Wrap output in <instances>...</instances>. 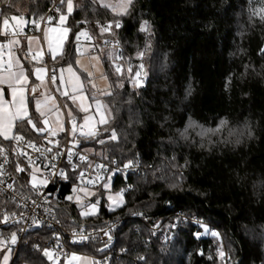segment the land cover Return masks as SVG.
Listing matches in <instances>:
<instances>
[{
	"label": "trees",
	"instance_id": "trees-1",
	"mask_svg": "<svg viewBox=\"0 0 264 264\" xmlns=\"http://www.w3.org/2000/svg\"><path fill=\"white\" fill-rule=\"evenodd\" d=\"M251 1L133 0L132 14L123 17L92 0L75 3L67 22L71 32L87 29L95 39L117 38L120 48L113 55L123 54V68L135 71L142 63L145 73L143 87L123 81L124 88L104 97L120 140L100 145L81 139L83 148L107 161L137 162L111 177L112 190L131 186L124 191V206L107 211L98 185L92 199H102L100 214L83 217L66 199L76 175L68 173L59 183L56 213L65 230L121 218L107 250L108 264H221L218 241L231 264H264V20L249 12ZM51 3L0 0V8L3 15L31 19L43 16ZM113 19L122 23L116 35L101 34L100 25ZM145 20L149 33L139 30ZM67 40L74 45L73 36ZM107 50L96 51L110 86L118 81ZM63 53L64 60L52 65H74V49L65 44ZM221 121L235 134L214 132L211 140H200L194 130L187 140L177 135L189 122L216 128ZM25 138L42 139L34 133ZM196 220L219 237L195 238L202 231ZM152 225L158 226L156 236ZM0 231L8 236L15 227ZM52 240L45 226L28 230L11 264H49L42 250ZM99 248L96 243L73 246L84 254L104 253ZM201 250L204 255H198Z\"/></svg>",
	"mask_w": 264,
	"mask_h": 264
},
{
	"label": "snow or ice",
	"instance_id": "snow-or-ice-1",
	"mask_svg": "<svg viewBox=\"0 0 264 264\" xmlns=\"http://www.w3.org/2000/svg\"><path fill=\"white\" fill-rule=\"evenodd\" d=\"M93 3H100L101 0H92ZM132 5L133 0H119L116 4L111 3H101V6L104 8H110L117 17H123L132 14ZM76 6L73 3V0H56V6L53 7L52 11L55 15H49L47 17L36 15L35 18L26 19L21 15H12L10 18H3L2 20V29H0V37L7 39L9 35L13 37L23 36L29 43L32 40L39 39L35 36H24V29L26 25H30L34 29L42 32V38L48 43V51L51 54V59L55 64H59L64 60V53L61 50L60 53H57L55 48L63 49L65 44H68L70 47L74 49V52H80L81 47V37L85 38L87 41H91L92 37L90 36L87 29H83L77 32H71V30L67 27V22L69 17L75 11ZM3 14L0 13V16ZM253 16H258L261 20H264V7L260 8L258 11H252ZM11 21V23H10ZM87 23V21H82L81 24ZM55 25L50 27H44L43 25ZM122 27V23L120 19H113L112 21L101 24L99 31L101 34H111L115 36L116 33L114 29H120ZM140 31L149 33L150 25L147 20H145L141 26ZM49 33L56 34L55 36V47L53 39L49 38ZM71 35L75 39V44H71L70 41L67 40V37ZM108 44V41L104 42ZM13 45L17 47L20 46L19 39H9L7 44H0V70L6 72L7 75H0V138L2 140H7L9 142L16 141L17 149H15V154L17 157H22L27 159L29 166L21 167V161H10L8 159L9 150L0 146V192L13 191L15 192V185L18 183V180L21 178L19 175L13 176L7 171V165L10 163L13 166V172L15 174H26L29 177L28 186L29 190L35 192L38 196H42L45 200H47V195L41 193L39 191L40 187H46L48 184L47 179H39L37 173L41 172V168L36 165V160L32 157L31 154L24 151L23 147L32 148L34 152H41V149L36 146L31 140H26L25 137L28 133L37 134L38 137L43 138L48 147L44 149V152L50 154L45 157L48 163L44 166V170L48 171L49 176L58 175L65 179L68 178V174L63 171L53 172L49 169H55L56 160L64 157L69 163H71L72 157H76L77 159L84 161V168L81 169L79 164L72 166V175H79V179L81 181H85L87 176V172L89 169L92 171H98L103 169L106 173H111L112 175L126 173L129 169H132L136 166L137 162L133 160H129L127 164H124L123 167H120V164H117L115 161H108L106 164H96L93 166L92 162L89 160L88 155L83 153L81 139L84 141H93L100 145L118 142L120 137L117 134L115 128H112L115 117L112 115V110L108 106V104L102 103L101 99L98 98L97 95H93L92 91L96 90V86L92 83L93 73L88 72L85 68L84 71L86 73L85 79L87 80V86L81 81L80 75H77V72L74 71L71 64L68 65L66 69L60 68L59 75L57 74V70L53 69L49 76V80L52 84H56L59 81L60 85L64 88H71V92L62 91L61 95L64 97H68L73 103L79 99V111L84 113L82 117V123L79 122L75 116L72 114L71 109H67L65 106V110L67 111V120L68 127H64L61 123V126L58 130H54L49 128L48 125L50 123L49 117L54 115L57 121L60 120L61 108L54 102V97L49 94H43L40 91V86L32 87L27 89V82L29 80V76L33 75L31 69L28 70L27 74L25 73L24 66L20 64V59L14 56L12 51ZM119 46V41H117V47ZM97 51H100L98 45H93ZM7 49L8 59H4V50ZM23 51V49H20ZM261 52L264 53V49H261ZM82 54V53H81ZM139 58L144 56V52L141 51L138 54ZM123 54L120 56L113 55L112 63L114 66V74L117 78V83L114 85H110L106 90H96L100 92L101 96L104 97H113L115 89H122L125 87L126 81L132 85L134 89H139L143 87L144 76L143 72V64H139L137 70H133V68L128 67L126 70L123 68L121 64ZM29 57L31 61H37L42 59L41 53H33L32 49L29 47L28 51L25 52L22 59L24 61H29ZM101 56H95L94 59L99 62L101 60ZM75 64H80L79 60L74 61ZM14 67L17 70H13ZM46 70L42 67H38L35 69V76L38 80H43L44 73ZM67 72V76L64 75V72ZM105 79L108 77L105 76ZM6 86V87H5ZM10 90V92H9ZM57 91H61L60 88H57ZM88 93L91 96V103L87 105L84 103V93ZM79 94V95H78ZM10 95L11 99H6V96ZM38 96L40 98H38ZM131 103V101H129ZM7 105V107H5ZM94 106V107H93ZM30 107H33L34 110L30 112ZM35 117V118H34ZM167 120V117L164 118ZM95 121L93 124L92 122ZM227 124V121H221L220 127L214 128L216 133H220L224 126ZM199 127L195 124V122H189L187 127L178 130L177 135L187 140L189 136V132ZM87 129V130H85ZM103 129V132H101ZM213 129H205L200 127L198 135L201 138L207 137ZM20 133V134H18ZM61 133L67 137V143L69 147L61 149L59 140L56 139L58 135ZM104 133H107L106 138H101ZM79 137V139H78ZM43 155V153H41ZM111 164L113 167L110 168L108 165ZM11 176L12 182L9 183L5 177ZM111 176H100L96 175L95 179H87L86 183L88 185L96 186L99 183V186L107 191L110 188ZM24 187V185H21ZM175 187V185H173ZM78 191L83 192L85 196L88 195L87 189L85 187H78ZM124 191H127L125 189ZM92 195H98L93 193ZM30 199V198H29ZM68 201H73L72 196H68L66 198ZM107 200V204L104 206L107 211L115 212L118 208L123 207L126 201L123 199V192L118 194L116 198L111 195L104 197ZM10 201L14 204L15 207H26V205H21L16 203V195L10 197ZM35 204V201H31ZM75 203L79 204L81 208H87L86 211H81L80 215L83 217L89 216H97L100 214L101 200L97 198L95 202H89L85 204L77 197ZM142 215V214H139ZM0 225H7L10 223H20L25 217L23 213L17 215L14 212H0ZM33 225L39 227V223L36 220L32 221ZM195 224L198 225L202 231H198L194 234L195 238H200L204 235H210L213 238H218L219 233L211 230L209 227H206L205 224L200 220H196ZM20 231H24V229H20ZM98 232L103 233L107 240L104 242V247L99 248L100 252H107L110 247V241L112 240V234L110 230L99 229ZM79 235V239H76V236ZM98 239L99 236H88L83 234L73 233V243H82L84 241L90 239ZM60 237L57 236V242H59ZM18 236L16 232H12L10 235L5 236L2 231H0V264H10L12 259L13 246L17 244ZM39 247V246H38ZM58 249L62 251V245L58 243ZM42 255L47 258L48 261H51L52 264H60V251L57 250H49L43 249ZM65 257V264H77V262H81L82 264H88L87 258H81L76 254L69 255L68 253H63ZM198 255H204L203 250H201ZM217 258L221 260V264H225V261H229L230 258L226 256L223 251L222 245L219 244L218 241V251ZM211 259V257H209ZM91 264H101L100 261H92ZM104 264H108V261L105 260Z\"/></svg>",
	"mask_w": 264,
	"mask_h": 264
},
{
	"label": "built area",
	"instance_id": "built-area-1",
	"mask_svg": "<svg viewBox=\"0 0 264 264\" xmlns=\"http://www.w3.org/2000/svg\"><path fill=\"white\" fill-rule=\"evenodd\" d=\"M54 6H56V0H52L50 7L48 8V10L45 12L43 16L47 17L49 15H54V12L52 11ZM24 35H25V31H24ZM8 37H11V35H9ZM105 41H108V44H105L104 43ZM117 41H118L117 38L107 37L105 39H101V40L98 39L94 41V45H98L99 48H102V49L118 50L120 48V44L117 47ZM81 42H83V38H81ZM118 56H120V54H118ZM49 76H50V71H48V75H47V79L50 82ZM65 117H66V122H67L68 121L67 116ZM68 126L69 125L67 124L66 128ZM56 139L59 140L62 150L66 147H69L67 143V137L65 136L61 137L60 135H58ZM32 142L35 143L36 146L41 149V152H34L32 148L23 147V146L21 147L23 148L24 151L32 155V157L36 160V165L41 168V172L37 173L38 180L39 179L48 180L47 186L46 187L42 186L39 189L41 193L47 195V200H45L42 196H38L35 192H32L29 190V186H28L29 177L26 174H15L13 172V166L11 163L6 166L7 171L10 174H12L13 176L19 175L21 178L18 180V183H16L15 185V192L11 190L6 191V192H0V212H14V213H17V215H19L20 213H23L25 217L23 220L20 221V223H10L7 225H0V230H2L4 227H7V226L15 227L14 232L17 233L18 241H17V244L13 246V256L16 253V250L18 248V245H19V242L22 236H24L28 230L36 227L32 223L33 220H36L40 226H45L46 228H49L53 232L52 242L44 249L60 251V264H65V257L63 253H68L69 255L82 254L81 252L74 250L73 246L96 243L100 245V248H103L104 242L107 240V237H105L103 233L98 232L99 229H105V230L111 231L112 240L109 242L111 245L114 241V232L121 225V222H122L121 218L106 219L99 225H83V224L77 225L69 230H65L64 228L61 227L59 218L56 213V200L59 195V185H60L59 183L61 181L63 182L67 181L68 178L65 179L58 175L49 176L48 171L44 170V166L48 163L45 157L50 155L44 152V149L48 147L49 145H47L46 141L43 138L41 139L40 142H35V141H32ZM0 146L9 150L8 159L10 161H13V160L21 161L22 160L23 162L20 164L21 167H24V166L31 167V165H28L27 159L16 156L15 151H14L15 149H17L16 141L9 142L7 140L0 139ZM78 150H82L83 153L88 155V158L92 162L93 166L96 164H106L108 162L106 159L100 158L90 152H87L86 150L83 149V147L82 149H78ZM41 153H43V155ZM55 164H56L55 169H49L50 171H53V172L63 171L66 174H68V173H72L73 165L79 164L81 166V169H83L85 162L77 159L76 157H72L71 163H69V161L66 158L61 157L56 160ZM108 166L110 168L113 167L111 164H109ZM150 166L151 165H149V167ZM120 167L122 168L123 166H120ZM96 175H100L104 177H107L109 175L111 177L114 176L111 173H106L103 169H100L98 171H92L91 169H89L87 172L85 181H81L79 179V175L76 174L77 182L80 185L85 186L87 188L95 189L99 185V183L96 186H92V185H88L86 183V180L95 179ZM5 179L8 180L9 183L12 182L11 176L5 177ZM21 185H24V187H21ZM127 189H131V186H128ZM118 192L119 194L121 192H123L124 194V189H121ZM13 195H16V203H19L21 205H26V207L24 206L15 207L14 204L10 201V197ZM31 201H35L36 203L33 204ZM20 229H24V231H20ZM151 230L154 232V236H156L159 232L158 226L156 225H152ZM74 232L77 234H83V235H88V236H99V238L90 239L82 243H73L72 240H73ZM57 236L60 237L59 242H57ZM76 239H79V235L76 236ZM58 243L62 245V251L58 249ZM88 256L91 259V261H100L101 264H104L105 260L108 261L110 259L111 253L110 251H107L101 254H88ZM49 263L52 264L51 261H49Z\"/></svg>",
	"mask_w": 264,
	"mask_h": 264
},
{
	"label": "rangeland",
	"instance_id": "rangeland-1",
	"mask_svg": "<svg viewBox=\"0 0 264 264\" xmlns=\"http://www.w3.org/2000/svg\"><path fill=\"white\" fill-rule=\"evenodd\" d=\"M78 0H73V3L75 4L76 2H77ZM119 2V0H101V2L99 3V4H101V3H111V4H116V3H118ZM251 3L253 4V5H251L248 9H249V12H251L252 13V11L255 9V10H259L260 8H262V7H264V0H253V1H251ZM110 9V8H109ZM111 10V9H110ZM112 11V10H111ZM258 17V16H257ZM259 18V17H258ZM81 30H83V29H81ZM88 31V30H87ZM89 32V31H88ZM90 34V33H89ZM91 36V35H90ZM92 37V36H91ZM81 38H83V37H81ZM96 40H98V39H95V38H93L92 37V40L91 41H89V42H87L86 40H85V38H83V43H81V47H80V52H76V55H75V60H79L80 61V64H75L74 63V65H72V67H73V69H74V71H76L77 72V75H80V77H81V71H83L84 73H85V71H84V69L86 68L87 69V71L88 72H92L93 73V77L91 78L92 79V83H94L95 84V86H96V90H106V89H108L109 88V85H108V80L107 79H105L104 77H105V75H104V71H103V66H102V61L100 60L99 62H97L95 59H94V57L95 56H100V54L95 50V51H92V49H93V45H94V41H96ZM103 49L102 48H100V51H102ZM82 53V54H81ZM69 65V64H68ZM68 65H63V66H56V67H53V69H56L57 70V74L59 75V69L60 68H63V69H66L67 67H68ZM52 69V70H53ZM81 70V71H80ZM64 75L65 76H67L68 74H67V72L65 71L64 72ZM85 75H86V73H85ZM81 81L85 84V86H87V80L86 79H82L81 78ZM144 83V82H143ZM60 86V89H61V91H57V88H59V86ZM96 90H93L92 91V94L93 95H97L98 96V98H100L101 99V101H102V103H105V104H107V102H106V100H105V98H104V96H101L100 95V92L99 91H96ZM62 91H69V92H71V88L69 87V88H64L63 86H61L60 85V83L58 84V81H57V83L56 84H52L51 82H49V81H46V82H44V86H43V88H42V93L43 94H49V95H51L52 97H54V102L57 104V105H59L60 106V108H61V115H60V120L59 121H57L56 119H55V116L54 115H52V116H50V119L51 120H53L54 122H55V127H60L61 126V123L63 124V126L64 127H66V125L68 124V121L66 122V117H65V115L67 116V111L65 110V106H67V109H70L69 107H68V105H69V103H70V105H72L77 111H78V113L76 114V113H74V112H72V114H73V116H75V117H79V122H83L82 121V117H83V115H84V113H82V112H80L79 111V104H80V101H79V99L76 101V103H73L68 97H64L63 95H61V92ZM79 95V94H78ZM84 97H85V99H84V103L87 105L88 103H91V96L90 95H88V93L86 92V93H84ZM109 106V105H108ZM94 107V106H93ZM78 115V116H77ZM93 124L95 123V121H93L92 122ZM197 125V124H196ZM198 126L199 127H197L196 129H194V131H196L197 132V135H198V132H199V130H200V127H203V128H205V129H213V131L212 132H210V134L207 136V137H204V138H201L199 135V137H200V140H211L212 139V137H213V135H214V128H206L205 126H201L200 124H198ZM218 127H220V125H218L216 128H218ZM85 130H87V129H85ZM225 133V135H231V134H235V131H233V129H231V127L229 126V124L227 123L225 126H224V129L219 133V134H221V133ZM84 150H86L87 152H90V153H92L93 152V149L91 148V147H87V146H85L84 148H83ZM111 179H110V181H109V183H110V188H109V190H107V191H105L104 190V197H107L108 195H111V196H113L114 198H116L117 196H118V194H119V192L118 191H116V190H112L111 189ZM78 187H85V186H82V185H80L78 182H76V183H74V184H72V186H71V190H70V192H69V194H68V196H72L73 197V201L72 202H74L75 203V201H76V199H77V197H79L80 198V200L82 201V202H84L85 204H87V203H89V202H95V200L97 199V198H99L100 200H102L100 197H96V199H92V197L94 196V195H92L93 193H95L96 192V189H90V188H87V187H85L86 189H87V192H88V195L87 196H85V194L83 193V192H80V191H78ZM67 196V197H68ZM103 197V198H104ZM104 202H105V204H107V200L106 199H104ZM76 204V206L78 207V209H79V213H81V211H86V210H88L87 208H81L80 207V205L79 204H77V203H75ZM224 252H225V254H226V256L227 257H229L230 258V264H231V257H230V255H229V253L224 249ZM79 256V255H78ZM13 252H12V259H13ZM81 258H87V260H88V264H91V259L89 258V256H87V255H85V254H82L81 256H80ZM12 259H11V261H10V264L12 263ZM79 264H82V261L81 262H78ZM225 264H229V261H225Z\"/></svg>",
	"mask_w": 264,
	"mask_h": 264
},
{
	"label": "crops",
	"instance_id": "crops-1",
	"mask_svg": "<svg viewBox=\"0 0 264 264\" xmlns=\"http://www.w3.org/2000/svg\"><path fill=\"white\" fill-rule=\"evenodd\" d=\"M75 5V4H74ZM0 13H1V8H0ZM12 15H10V16H6V15H2V16H0V29H2V27H3V25H2V20H3V18H5V17H7V18H10ZM10 23H11V21H10ZM44 27H50V26H55L54 24L53 25H43ZM68 27V26H67ZM69 28V27H68ZM70 29V28H69ZM24 31H25V35L24 36H35V37H38L39 39H36V40H32L30 43H29V41L28 40H26L23 36H18V37H13V36H11V37H7V39H5V38H3V37H0V44H7V42H8V40L9 39H19L20 40V46L19 47H17L16 45H13V48H12V51H13V53H14V56L15 57H17V58H21L20 59V64H22L23 66H24V70H25V73L27 74V68H28V66H29V68L32 70V72H33V75H32V78H33V80H34V83H31V79H30V76H29V80H28V82H27V89H26V94H27V91H28V89H30V88H32V87H37V86H40V91H41V93H42V88H43V86H44V82H46V81H48V79H47V75H48V71H50V74H51V71H52V69H53V67H56L55 65H52L53 64V61H52V59H51V54L49 53V51H48V43H47V41L46 40H44L43 38H42V36H43V34H42V32H40V31H38V30H36V29H34L33 27H31L30 25L28 26V25H26L25 26V29H24ZM55 36H56V34H54V33H49V38L50 39H53V41H54V47H55ZM68 38V37H67ZM81 43H83V42H81ZM74 44H75V40H74ZM31 48L32 49V52L33 53H41L42 54V59L41 60H37V61H31L30 60V57H29V61H24L23 59H22V57L24 56V54H25V52H27L28 51V48ZM23 49V51H21L20 49ZM64 48V47H63ZM55 50H56V52L57 53H60L61 52V50H63V49H61V48H55ZM96 50V49H95ZM94 49H92V51H95ZM7 52H8V50L7 49H5L4 50V59L5 60H7L8 59V56H7ZM107 52H108V55H109V57H110V60H112V56H113V54H114V51L113 50H107ZM74 61H75V58H74ZM68 64H70V63H67V64H64V65H68ZM52 65V66H51ZM72 65V64H71ZM60 66H63V65H60ZM38 67H42V68H44L46 71L44 72V73H42V75L44 76V79L43 80H38L37 78H36V76H35V69L36 68H38ZM14 71L15 70H17L15 67H14V69H13ZM81 71V70H80ZM81 73V75L83 74V76H81V78L82 79H85V77H86V75H85V73L83 72V71H81L80 72ZM0 75H7V73L6 72H3V70H0ZM58 84H59V81H58ZM59 86V85H58ZM6 87V86H5ZM59 88H60V86H59ZM9 92H10V90H9ZM38 98H40L39 96H38ZM6 99H11V96L10 95H8V96H6ZM5 107H7V105H5ZM68 107L72 110V112H74L75 113V108L72 106V105H70V103H69V105H68ZM34 110V108L33 107H30V112L31 111H33ZM77 111V110H76ZM78 112V111H77ZM66 116V115H65ZM49 119H50V117H49ZM76 119L79 121V118H77L76 117ZM48 127L49 128H52V129H54V130H58L59 129V127H55V122L53 121V120H51L50 119V123H49V125H48ZM62 134V133H61ZM60 134V135H61ZM0 139H2V138H0ZM82 254H84V253H82ZM82 254H80L79 255V257L82 255ZM85 255H87L88 256V254H85ZM78 256V255H77ZM46 258V257H45ZM47 259V258H46ZM92 262V261H91ZM50 264V263H49ZM79 264V263H78Z\"/></svg>",
	"mask_w": 264,
	"mask_h": 264
},
{
	"label": "water",
	"instance_id": "water-1",
	"mask_svg": "<svg viewBox=\"0 0 264 264\" xmlns=\"http://www.w3.org/2000/svg\"><path fill=\"white\" fill-rule=\"evenodd\" d=\"M261 49H264V42L262 43ZM261 49H260V50H261ZM261 53H262V52H261Z\"/></svg>",
	"mask_w": 264,
	"mask_h": 264
}]
</instances>
